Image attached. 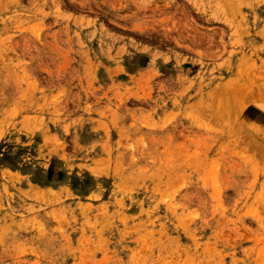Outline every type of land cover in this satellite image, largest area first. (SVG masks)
I'll return each instance as SVG.
<instances>
[{"label": "rangeland", "instance_id": "obj_1", "mask_svg": "<svg viewBox=\"0 0 264 264\" xmlns=\"http://www.w3.org/2000/svg\"><path fill=\"white\" fill-rule=\"evenodd\" d=\"M0 264H264V0H0Z\"/></svg>", "mask_w": 264, "mask_h": 264}]
</instances>
